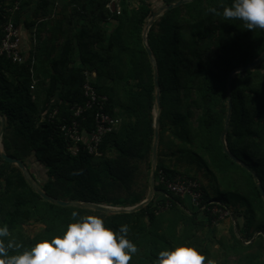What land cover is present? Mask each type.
Masks as SVG:
<instances>
[{"label":"trees","instance_id":"16d2710c","mask_svg":"<svg viewBox=\"0 0 264 264\" xmlns=\"http://www.w3.org/2000/svg\"><path fill=\"white\" fill-rule=\"evenodd\" d=\"M16 1L19 9L7 13L5 8H14ZM110 1L69 0L60 12L58 0H0V45L9 15L16 26L22 21L32 29L39 23L35 32L37 46L24 63L16 64L0 55V114L5 119L2 142L7 155L20 159L28 169L29 158H36L48 176L42 188L52 197L130 207L142 202L148 190L133 187L139 163L149 169L152 154L154 70L143 30L156 10L147 3L120 0L121 11L117 14L107 7ZM163 1L169 5L178 0ZM231 3L232 0L184 3L156 19L147 33V45L159 71L160 148L167 134L173 154L186 156L216 181L215 196L202 187L204 204L218 202L230 211L235 221L231 244L214 238L217 225L212 224L206 210L199 212L163 185H157L160 193L137 213L107 214L62 207L45 201L17 166L0 158V223L8 226L15 243L26 249L41 239L61 234L76 211L79 215L102 217L105 226L113 231L126 224L127 238L138 248L129 264H152L160 251L182 244L219 264V253L212 252L213 241L222 251L249 257L245 264H264V260L255 263L250 259L255 252L264 257L262 194L253 175L224 153L221 141L230 100L227 146L257 174L264 187V73L253 68L234 75L228 97L231 73L264 52V29L248 30L241 20H226L222 9ZM32 7V15L23 19ZM210 8L217 12H210ZM56 16L61 18L57 23L61 33L54 31L43 37L44 19ZM108 20L117 23L110 35L102 25ZM32 57L37 80L34 89ZM259 66L264 69V61ZM88 77L97 93L108 97L107 113L120 121L117 131L108 134L101 144V157L84 150L72 156L59 128L71 119L75 106L86 102L83 87ZM54 110L58 113L52 119ZM85 117L83 128L90 131L94 126L93 111ZM162 156L160 150L156 177L162 170L168 178L186 175L197 179L166 165ZM116 188L125 195H112ZM31 222H43L46 228L32 237L24 229ZM203 228L210 229L212 240L204 241L202 237L201 241Z\"/></svg>","mask_w":264,"mask_h":264},{"label":"clouds","instance_id":"9594fccd","mask_svg":"<svg viewBox=\"0 0 264 264\" xmlns=\"http://www.w3.org/2000/svg\"><path fill=\"white\" fill-rule=\"evenodd\" d=\"M216 13L217 9L210 8ZM226 20L238 19L248 30L264 29V0H232L222 9ZM61 234L41 239L29 248L10 238L6 224L0 223V264H129L138 252L137 246L127 238L128 226L118 231L105 226L102 217L94 214L71 213ZM215 264L196 248L182 244L158 253L152 264Z\"/></svg>","mask_w":264,"mask_h":264},{"label":"built area","instance_id":"2783aa9c","mask_svg":"<svg viewBox=\"0 0 264 264\" xmlns=\"http://www.w3.org/2000/svg\"><path fill=\"white\" fill-rule=\"evenodd\" d=\"M113 12L120 14V0H111L107 6ZM19 9V1H16L14 8H5L7 13L13 14ZM3 38L0 45V55H5L11 59L13 63L22 64L26 61V57L22 50V34L19 26L13 22L12 16H8V21L3 25ZM35 59L32 57V85L34 89L37 80L34 77L33 65ZM89 76V75H88ZM86 102L83 105H77L72 109L73 115L69 121H65L60 125V130L67 143V152L72 156H77L81 150H84L89 155L101 157L100 146L105 137L117 131L120 121L106 111L108 97L99 95L96 89L91 85L90 79L83 87ZM88 111H93V128L87 131L83 128L82 123L86 121L85 114ZM58 113L54 110L50 117L53 119ZM156 184L163 185L171 193L185 200L199 212L205 210L209 213L213 225H218L222 220L232 217L230 211L223 208L218 202H210L204 204L203 185L198 179L188 177L186 175H177L174 178H168L164 171H159L156 177ZM210 206V207H209Z\"/></svg>","mask_w":264,"mask_h":264},{"label":"rangeland","instance_id":"374dc122","mask_svg":"<svg viewBox=\"0 0 264 264\" xmlns=\"http://www.w3.org/2000/svg\"><path fill=\"white\" fill-rule=\"evenodd\" d=\"M178 1H182V0H178ZM178 1H176V2H178ZM176 2H173V3H176ZM135 3L137 5L140 3H147V4L151 5L153 7V9L156 10V12L167 6L163 0H135ZM57 6H58L57 10L58 11L60 10V12H61L63 5L60 6L57 4ZM31 9H29L28 11H30ZM60 19L61 18L58 16H56L53 19L50 17L44 19L43 23H45V26H43V36L47 35V34L49 35L54 31H59L61 33V31H62V30H60L61 28L57 26V23ZM38 24L36 25V28H37ZM52 25H53V27L54 26L55 27L53 28ZM209 40L210 39L208 38L207 40H205L203 42L207 43ZM256 68H257V70L260 69L264 73V69H262L259 65L254 67V69H256ZM243 72H245V71H243ZM243 72H239L236 75L241 74ZM26 99L30 101L29 93H26ZM153 114H154V126H155V118L158 116L157 114H159V116H160L161 109H160V112H158V110L155 107L153 110ZM3 134H4V131H3ZM2 137H3V135H2ZM1 142H2V138H1ZM2 146H3L2 149L5 152L3 142H2ZM169 146H170L169 145V136L166 134L164 136L163 144L161 145V148H160V143H159V151L161 150L162 155H163L162 157H174L173 160L175 162H177L179 166L180 165L186 166V168L183 169V171H182L184 174H187L190 172L187 170V168H189V170H191V173H189V174L195 176L199 180V182L202 183L203 187L205 189H208V192L210 193L211 196L217 195V191L213 189L216 185L215 184L216 181L212 179L211 175L208 173L206 174V172L203 171V169L198 167L196 164L191 163L189 158H186V156L179 157V155H175V153L173 154V150H170ZM166 154L169 156H166ZM29 159L30 160L27 161L28 165H29V169L34 173L35 177L37 178V182L42 187L41 184H44L48 180L46 170L36 161V158L34 156H31V158H29ZM139 164H140V170L136 175V179H135L133 189L141 191V190H144V188H146V187L149 188V179H150V173H151V160H150V168L149 169L147 168V165L145 163L141 162ZM1 182H3V181L0 180V190L2 189ZM221 182L222 181L219 179L220 186H221ZM147 193H148V190H147ZM111 194L118 197V196H124L125 192L122 189L116 188L115 190H113V192ZM102 206H104V205H102ZM107 207H111V206H107ZM130 207H133V206H130ZM130 207L127 206V207H113V208H130ZM239 221L241 222V224L243 223V221L241 219ZM234 224H235V221L232 219V217H228V218L222 220L217 225V230L215 231L214 238H216V240L226 239V241L231 244V242H230L231 241V230H232ZM44 228H46V225L43 222L42 223H40V222L39 223H32L31 222V224L25 225L24 229H25L26 234L34 237L38 232L43 231ZM209 231H210V229L207 230V228H203L200 230L199 236L201 238V241L212 240L213 237L210 236L211 233H209ZM235 231H236L238 238H240V234H239V232H237L236 227H235ZM257 235L258 234H256V236ZM202 237H203V240H202ZM210 244L212 245V252H218L219 253V259L217 258V260L220 262L219 264H245L244 260H247L249 258V257L244 258V256L239 257L236 255H232L227 250L222 251L219 249V247L217 246V243L215 241H213V244H212V242H210ZM248 244H250V243H245V245H248ZM250 259L254 260L255 263H259L260 260H264V257L260 256V254L258 252H255L254 254H252V257Z\"/></svg>","mask_w":264,"mask_h":264},{"label":"water","instance_id":"95a60500","mask_svg":"<svg viewBox=\"0 0 264 264\" xmlns=\"http://www.w3.org/2000/svg\"><path fill=\"white\" fill-rule=\"evenodd\" d=\"M192 0H182L178 1L176 3H172L167 5L166 7L160 9L159 11L155 12L153 16L146 22L143 30V41L145 44L146 51L148 53V57L153 65V70H154V86H155V107L160 112L161 109V93H160V84H159V71L157 67V63L155 61V58L153 56L152 51L147 45V33L151 27V25L154 23L156 19L159 17L163 16L166 14L168 11L172 10L173 8L179 7L180 5L184 3H189ZM264 61V52L260 57H258L256 60H254L252 63L249 65H246L245 67L241 69H236L234 70L228 81V97H230V91H231V81L234 77L239 72L247 71L249 69H252L256 66H258L260 63ZM95 72L93 73V78H95ZM229 111H228V118L225 122V131L223 132L221 136V141L223 144V149L224 153L235 163L238 165L242 166L246 170H248L253 177L255 178L258 188L262 194L263 201H264V187L262 185L261 180L257 176V174L250 170L248 166L240 160L238 157H236L228 148L227 142H226V135L228 132V124H229V117L232 111V104L231 101L229 100ZM155 118V126H154V138H153V144H152V154H151V173H150V179H149V188H148V193L145 197V199L138 203L137 205L130 207V208H113V207H107V206H102V205H97L94 203H85V202H79V201H64L61 199H57L55 197H52L48 193H46L43 188L39 185V183L34 180L32 177L29 169L27 168L26 164L21 161L20 159L17 158H12L9 155H7L4 150L2 149V142L1 138L3 135V131L5 129V119L4 117L0 114V158L4 160L6 163L12 164L17 166L23 173L26 181L28 182L29 186L40 196L42 197L45 201H48L49 203L62 206V207H76V208H81V209H88L96 212H101V213H107V214H132V213H137L141 211L142 209L146 208L155 198L157 194L160 193V191L157 188L156 184V171L157 167L159 164V143H160V118L159 114Z\"/></svg>","mask_w":264,"mask_h":264},{"label":"crops","instance_id":"0c3cea01","mask_svg":"<svg viewBox=\"0 0 264 264\" xmlns=\"http://www.w3.org/2000/svg\"><path fill=\"white\" fill-rule=\"evenodd\" d=\"M68 1L69 0H58L57 4L62 6ZM33 9H34V7H32V9L30 11L26 12L23 19L30 17L33 13L32 12ZM52 19H53V17H52ZM102 25L107 30L108 35H110L114 31V28L117 26V23L113 20H108L106 22H103ZM19 28H20L21 34H22V50H23L25 56L29 57L35 51V48L37 46V39H36V33H35L36 32V26H34L32 29H29L24 25V22L21 21V23L19 24ZM44 36H46V35H44ZM173 158L174 157H162L163 162L166 165H169L173 168H176V169H179L180 171H183V169H185L186 166H182V165L179 166L178 163L173 160ZM187 170L190 171L189 173H191V170H189V168H187Z\"/></svg>","mask_w":264,"mask_h":264}]
</instances>
